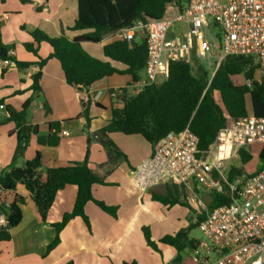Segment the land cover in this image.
Wrapping results in <instances>:
<instances>
[{
	"label": "crops",
	"instance_id": "0c3cea01",
	"mask_svg": "<svg viewBox=\"0 0 264 264\" xmlns=\"http://www.w3.org/2000/svg\"><path fill=\"white\" fill-rule=\"evenodd\" d=\"M77 17L78 0H6L4 3L0 0V42L13 46L12 57L17 61L35 63L39 58L28 52L24 44L34 43L42 59L48 58L52 49L47 43L38 45L31 33L41 30L50 36L65 35L73 39L89 32L68 29L75 25ZM119 33L108 34L101 43L84 42L82 46L92 57L108 61L103 46L118 39ZM139 36L143 38V35L137 38ZM116 66L124 68L118 64ZM38 70L36 64L21 69L14 62L0 60V100L4 101L3 108H0V174L11 167H23L37 153L42 156L41 173L42 170L83 162L89 133L106 126L112 118L113 109L123 107L111 97V92L127 88L129 94H137L145 80L143 72L137 83H132L128 75H114L92 85L86 94L90 101L88 128L81 92L78 87L67 84L60 62L53 58L47 61L42 69V93L34 97L30 90L33 83L31 77ZM30 98L26 124L37 126L39 135L47 136L50 133V122H67L62 125L60 141L55 147L39 145L37 136L30 130L25 150L16 158L18 134L16 125L6 122V107L10 105L21 110ZM111 139L126 154L128 162H121L112 169L107 165L105 149L96 139H92L88 165L104 176L107 183L93 185V197L116 207L117 217L88 202L85 213L89 226L81 217H74L61 231L59 244L48 251V245L56 236L52 225L73 210L77 187L68 185L58 192L45 221L41 220L35 203L23 186H19L15 193H0L7 208L17 195L26 199V204L22 206V221L11 230V240L1 245L0 264H172L177 256L176 250L161 243L158 244L159 252L153 250L145 240L143 229L148 228L153 240L158 242L166 235L189 228L197 222L192 214L197 209L196 204L190 202L191 208H187L180 204L164 205L155 201L153 195H167L168 188L164 184L146 191L138 189L132 181V171L152 155L153 145L141 135L113 133ZM181 190L193 194L186 187ZM184 196L187 197L186 192ZM184 196L180 195L182 198ZM189 237L197 242L202 240L193 238L191 229ZM192 250L190 248V254L183 256L179 264H198Z\"/></svg>",
	"mask_w": 264,
	"mask_h": 264
},
{
	"label": "trees",
	"instance_id": "16d2710c",
	"mask_svg": "<svg viewBox=\"0 0 264 264\" xmlns=\"http://www.w3.org/2000/svg\"><path fill=\"white\" fill-rule=\"evenodd\" d=\"M1 1L4 3L6 0ZM172 3L178 4L181 0H78V17L75 25L68 29L89 32L69 39L65 35L55 37L36 30L31 33L35 42L38 45L47 43L52 49L48 58H40L39 48L34 43H26L25 49L39 58V61L19 62L9 54L10 50L13 51V46H6L0 42V60L14 62L21 69L38 65L39 70L31 77L33 83L30 88L36 97L42 93L43 67L49 59H57L62 66L67 84L78 87L81 92L83 114L87 118L89 128L90 119L87 114L90 101L83 92L84 88L89 89L96 82L114 75H128L132 83L139 82L146 67L147 44L145 37L140 43L136 41L137 37L134 41L119 37L103 46L104 56L108 59L103 61L89 55L82 43H101L108 34L121 32L140 20L161 19L165 15L166 7ZM116 64L124 68L121 69ZM259 68L260 64L256 63L253 57L230 56L220 64L214 76L210 77V73L204 69L194 74L189 62H171L168 77L160 85L147 84L134 95L129 94L127 88H121L123 107L113 109L112 118L106 126L89 133L86 158L83 162L42 170L41 173L42 156L37 153L35 158L27 161L23 167H11L0 174V193H15L19 186H23L35 203L41 220L45 221L58 192L68 185L77 187L73 210L66 213L60 222L52 225L56 236L48 245V251H51L59 244L61 231L74 217H81L89 226V218L85 213L88 202L95 203L102 211L117 217L116 207L108 206L92 195L93 185L107 184L105 177L88 165L89 144L92 139H96L103 146L108 156L107 165L112 169L121 162H128L126 154L111 139L113 133L141 135L151 145H155L166 134L180 133L189 126L199 138L198 148L207 150L230 119L238 120L250 115L264 118V75L256 79ZM236 77H243L244 84H237L234 81ZM248 82L251 86H248ZM216 93H219L222 105L216 102L214 98ZM30 101L31 98L24 103L21 110L10 105L6 107L8 113L6 122L14 123L18 134L16 158L24 152L30 130L37 136L39 145L55 147L60 141L62 125L67 122H50V133L47 136L39 135L37 126L26 124ZM3 102L0 100V105H3ZM258 158V167L251 175H258L264 171V146ZM239 159L245 165L252 160V156L248 150L241 149ZM242 175H245L243 169L231 168L227 179L233 181ZM179 189H184V186L175 185L173 189L168 188L166 196L153 195V198L164 205L180 204L191 208L188 202L180 200L179 194H174ZM230 203L232 200L228 195L214 192L211 194L209 208L215 209ZM25 204L26 199L17 195L7 208L0 198V215H5L7 221L5 226L0 225V252L1 245L11 240V230L22 221V206ZM203 218L204 216L199 215L191 228L181 229L174 235H166L158 242L153 240L150 230L144 228L145 240L148 246L157 252L159 243L173 247L177 256L172 264H179L184 250L195 248L198 244L189 237V233L190 229L199 226Z\"/></svg>",
	"mask_w": 264,
	"mask_h": 264
},
{
	"label": "built area",
	"instance_id": "2783aa9c",
	"mask_svg": "<svg viewBox=\"0 0 264 264\" xmlns=\"http://www.w3.org/2000/svg\"><path fill=\"white\" fill-rule=\"evenodd\" d=\"M140 33L147 44L146 80L140 88L165 81L171 62H189L192 55L216 59L212 77L230 56L253 57L264 71V0L172 3L161 19L140 20L119 37L134 41ZM111 97L124 105L121 89ZM254 143L264 146V118L254 115L230 119L207 150L198 148L199 138L187 126L161 138L152 155L132 171V181L142 191L166 183L192 190L204 216L198 228L205 239L192 250L198 264H264V171L233 181L224 177L225 161ZM202 192L226 194L232 203L210 209L198 197ZM6 224L1 214L0 225Z\"/></svg>",
	"mask_w": 264,
	"mask_h": 264
},
{
	"label": "rangeland",
	"instance_id": "374dc122",
	"mask_svg": "<svg viewBox=\"0 0 264 264\" xmlns=\"http://www.w3.org/2000/svg\"><path fill=\"white\" fill-rule=\"evenodd\" d=\"M187 3V0H181V3H178V5L182 6L185 5ZM183 30H185V26L183 25V27H181ZM217 31V30H216ZM138 35H141L138 34ZM142 37V36H141ZM140 36L137 38V42L140 43L142 38ZM144 39V38H143ZM215 58L214 59H211V60H201L199 58H196L195 55H192V58L191 60L189 61V63L192 65L193 67V73L194 74H198V72H200V69H204L206 70L207 72L210 73V77H212V73L215 71L214 69V62H215ZM256 63H257V60H256ZM145 73V72H144ZM264 75V71L262 68H259L256 72V79H260L262 76ZM146 80V74H145V78ZM159 81V80H158ZM234 81L237 83V84H244L245 80L243 77H236L234 78ZM163 81H159L158 83H156L157 85H160ZM214 98L216 100V102L220 105H222L221 103V100H220V95L219 93H216L214 94ZM263 145L260 144V143H254L251 145V147L248 150V152H250L251 156H252V160L243 165L241 160L239 159V156L238 157H232L231 159L229 160H226L225 163H224V177L226 178L228 173L230 172L231 168H236V169H243L245 175H251V174H254L257 167H258V164H259V158H258V155H259V152L261 151ZM167 188H171L173 189V187L175 186V184L173 183H166L164 184ZM185 192H186V195L187 197L186 198H180L181 201H186L188 203L191 202V204H194L196 199L195 197L193 196L192 193H190L188 190H185V191H179V193L177 194H180L181 196L185 195ZM198 197L202 200L203 203H205L206 205L209 206L210 204V201H211V193L209 192H202V193H199ZM197 203V201H196ZM192 214H194L196 220H197V217L199 215H201V209L199 208V210L196 209L192 211ZM187 219H189V217L187 216ZM191 236L193 238H197V239H205L203 233L197 228V226L193 227L191 229ZM190 254V248H187L184 250L183 252V256H186Z\"/></svg>",
	"mask_w": 264,
	"mask_h": 264
}]
</instances>
